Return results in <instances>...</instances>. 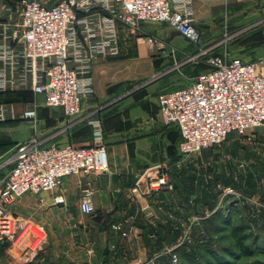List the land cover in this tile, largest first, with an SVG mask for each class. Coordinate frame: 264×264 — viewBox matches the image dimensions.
Instances as JSON below:
<instances>
[{"label":"crops","instance_id":"0c3cea01","mask_svg":"<svg viewBox=\"0 0 264 264\" xmlns=\"http://www.w3.org/2000/svg\"><path fill=\"white\" fill-rule=\"evenodd\" d=\"M46 1L52 4L57 0ZM193 9L201 33V46H212L216 55L239 57L244 61L264 57V0H193ZM6 23L7 12L0 5V42ZM143 27L162 38L166 47L157 46L159 51L149 47L156 51L151 58H141L142 55L129 59L116 57L129 45L139 44L140 53L144 47L140 45L142 39L128 36L119 25L121 52L100 57L93 63L95 93L83 100L79 119L75 122L43 135L31 120L0 122V185L15 164L20 143L38 137L45 145L70 142L90 145L95 138L93 122H101L110 162L107 172L66 177L58 188L42 194L44 202L34 194H26L19 200L24 214L45 230L46 239L53 241L55 246L68 248V255H72L75 264H141L173 246L164 243L151 254L153 249L147 241L154 237L152 227H168L175 218L182 221L184 216L175 212L180 211L176 192L151 190L154 171L169 170L178 191L193 185L199 195L211 193L217 191L213 189L219 178L230 181L231 185L227 186L235 189V166L215 168L219 161L212 153L213 148L194 155L181 154V132L176 125L165 123L160 112L161 91L185 87L208 69L206 63H189L182 69L178 66V58L196 52L198 45L168 23L145 22ZM145 69L147 74H144ZM179 73L190 81L176 83ZM33 100L38 102L39 108L47 106L41 94L33 93ZM32 101L14 103L23 110L31 107ZM54 108L65 114L62 108ZM80 120H86L90 126L89 136L82 140L69 130L79 125ZM234 143L235 139L224 142L218 152L235 151ZM218 183L224 186L221 180ZM86 187L93 192L95 211L92 214L81 210ZM56 195H62L65 201L56 204ZM119 222L131 230L132 240L112 228ZM9 249H6L7 254ZM13 262L14 258L10 263Z\"/></svg>","mask_w":264,"mask_h":264},{"label":"built area","instance_id":"2783aa9c","mask_svg":"<svg viewBox=\"0 0 264 264\" xmlns=\"http://www.w3.org/2000/svg\"><path fill=\"white\" fill-rule=\"evenodd\" d=\"M2 6L7 23L0 42L1 92L26 88L43 95L47 106L62 108L69 117L77 116L83 100L95 93L93 63L121 52L119 25L128 36L146 38L151 46L160 47L154 35L144 34L143 24L164 22L198 45L185 62L204 58L208 66L187 86L159 93L165 123L176 125L181 132V154H199L220 145L232 132L245 134L264 124V57L244 61L216 55L212 46H201L193 0H57L52 4L46 0H2ZM38 108L36 100L23 110L15 103L1 102L0 122L35 121ZM93 127L95 138L90 145H45L38 137L18 145L15 164L0 185V241L14 244L28 230L41 237L32 221L14 214L12 207L20 197L34 194L44 202L42 194L58 188L66 177L100 175L109 170L101 122L94 121ZM151 179L152 191L175 190L167 169L154 171ZM219 186L226 194L234 191L231 186ZM92 193L91 188L84 189L81 210L85 214L95 211ZM54 201L59 204L65 199L56 195ZM201 219L192 216L188 231ZM112 228L133 239L123 223ZM187 237L188 232L177 244L141 264H162L164 256L177 263L174 250ZM34 250L29 246L26 255Z\"/></svg>","mask_w":264,"mask_h":264},{"label":"rangeland","instance_id":"374dc122","mask_svg":"<svg viewBox=\"0 0 264 264\" xmlns=\"http://www.w3.org/2000/svg\"><path fill=\"white\" fill-rule=\"evenodd\" d=\"M0 5H2V0H0ZM144 34H152L157 38L158 44L161 46L164 45L163 48L166 47L164 43H162L163 39L156 36L155 34L151 33L150 31H147L144 28ZM141 46L143 47L142 52L140 53L139 44H132L129 45L127 50H123V52L120 55H117L116 57H120L122 59H129L132 57H153V52L150 48H154V50L159 51L157 46L154 47L148 45L146 38H142ZM192 42V41H190ZM194 45V42H192ZM150 47V48H149ZM192 54V53H191ZM188 53L182 54V58H178V66L184 67L189 63H195L194 61H187L185 62L187 58ZM161 60V59H160ZM156 62H159L157 60ZM196 63L199 64H205L204 58L201 61H196ZM172 65V64H170ZM147 70L145 69L144 74H147ZM147 77V76H146ZM145 77V78H146ZM144 78V79H145ZM190 80L181 75L176 77L175 82L176 83H188ZM41 109V112H40ZM80 115L69 117L65 115L61 110L50 107V106H41L38 110V117L37 120L32 121L33 124L36 125V128L39 130L41 135L46 134L48 132H56L57 130H61L63 124H71L72 122H75L79 119ZM70 132L73 136L76 138H79L80 140L87 138L90 133V126L87 123L86 120H80L79 125L76 127L70 129ZM72 130V131H71ZM60 136V135H59ZM60 137H63L62 135ZM235 139V151H228V153H222L218 152L222 149V144L226 141H232ZM61 141H65V139H61ZM213 155L215 159L219 161L217 165H215V168L221 167V165H224L227 168H231L232 166H235V177H238L237 180H235V189L233 193L226 194V192L221 191L219 184L214 186L213 190L216 193L218 192L219 195V206H221V209L225 211L226 214H228L229 210L233 207V222L235 224H238L240 222H248V220H252L253 213L255 215L262 214L264 212V124L256 127L254 129L248 130L245 134H240L238 132H232L226 140H224L220 145L213 148ZM228 154V155H227ZM218 155V156H216ZM218 157V158H217ZM214 168V169H215ZM198 172V171H197ZM196 172V173H197ZM255 173L254 178L257 179V183L259 184L258 190H250L246 183L247 181V175L250 173ZM247 174V175H245ZM215 185V183H214ZM262 186V189H261ZM190 186H185L183 189H181V192H178L176 197L177 201H180L181 204H187L185 201V196H187L186 193L187 190H190ZM180 191V190H179ZM220 191V192H219ZM214 192V191H213ZM180 193V194H179ZM192 193V192H191ZM190 199H195L198 196V192L194 191L193 194H190ZM21 197L19 198V200ZM179 199V200H178ZM19 200L16 202V204L12 207V210L14 214L18 217L27 219L29 221H32V218H29L26 214H24L23 207L20 205ZM245 207L246 213L243 211H238L239 208ZM216 207V209H218ZM181 212L184 214L188 212V210H184L183 208L180 209ZM185 217V216H183ZM35 222V220H33ZM183 221V227L184 232L182 233V236H180L177 239V242L185 236L186 232L190 235L191 229L188 231L189 228L188 224L190 223ZM33 222V223H34ZM35 224V231L41 234V237L37 238L36 235L31 231L28 230L24 232V234L18 239L17 242L14 244H10V249L8 251V254L5 253V256H2L3 258H0V264H11L10 261L14 258L13 264H75V261L72 260V255H68L69 250L68 248L59 245L55 246L53 241L47 238V233L45 230ZM255 228V229H254ZM43 229V230H42ZM187 229V230H186ZM256 234H259L260 241H264V231L259 230L256 227L251 228ZM232 231V227L228 225V227L223 230V243L224 244H233L232 239L229 238V234ZM221 234V233H219ZM177 244V243H176ZM31 246L34 248V252L29 253L28 256L26 255V252L28 250V247ZM66 249V251H65ZM144 255V254H143ZM248 261L244 259H240L239 264H246Z\"/></svg>","mask_w":264,"mask_h":264},{"label":"trees","instance_id":"16d2710c","mask_svg":"<svg viewBox=\"0 0 264 264\" xmlns=\"http://www.w3.org/2000/svg\"><path fill=\"white\" fill-rule=\"evenodd\" d=\"M29 100H33V93L31 91H0V103ZM254 174H248L247 181L246 183L244 182L250 190L260 189L257 179L254 178ZM237 179L238 177H235V180ZM220 180L224 186L231 185L230 181L223 180L222 178L215 180L216 185L219 184ZM190 187V190H187V196H185L187 204L180 203L179 206L180 209L183 208L184 210H188V212L185 214L179 210L175 212L179 215L184 214L185 217L183 219L187 220L186 222L188 223H190V218L194 215L200 216L202 219L192 225L189 237L185 238L184 242L175 248L174 251L178 255L179 261L173 263L171 257L164 256L161 258L162 264H239L240 259L248 261L246 264H264V241L259 242L262 236H259V234H256L251 229L256 227L260 231H264V212L257 215L253 213L252 220L247 219L248 222L235 224L232 220L234 215L233 207L229 210L228 214L221 209V206L218 208L220 195L218 192L212 191L211 193L207 192L201 195L198 192L197 198L190 199V194H193L195 191L193 185ZM173 192H181V190L178 191L176 184ZM238 211L246 213L245 207L239 208ZM228 225L232 227L229 238L232 239L233 244L223 243L222 232ZM184 230L179 217L171 221L168 227H164L163 225L152 227L151 231L154 233V237L147 239L148 244L153 249L151 254L156 251L155 249L159 250L164 243L176 244L177 239L182 236ZM9 247L10 243L0 241V258L5 256L6 249Z\"/></svg>","mask_w":264,"mask_h":264}]
</instances>
